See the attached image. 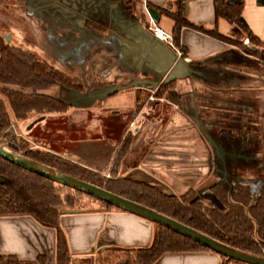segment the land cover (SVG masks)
I'll list each match as a JSON object with an SVG mask.
<instances>
[{
	"label": "crops",
	"instance_id": "obj_1",
	"mask_svg": "<svg viewBox=\"0 0 264 264\" xmlns=\"http://www.w3.org/2000/svg\"><path fill=\"white\" fill-rule=\"evenodd\" d=\"M227 1L242 3V24L264 41V0ZM148 4L159 12L157 24L170 32L174 21L167 12L180 10L194 25L230 39H244L240 27L215 18L213 0H42V33L48 37L44 44L54 38L57 46L42 48L45 59L77 72L93 69L91 75L110 84L85 92L65 90L73 96L71 100L55 95L71 103L72 109L24 120V131L32 133L29 137L38 139L42 147L91 168L103 167L106 173L113 163L117 128L109 109H130L138 94L142 96L138 93L141 88H151L163 79L173 83L167 93L172 104L148 108V113H162L165 118L161 125L148 122L146 115L142 118L119 173L176 195L190 188L201 192L220 179L228 166L217 139L202 122L235 103L238 106L240 98L255 100V58L236 44L190 27L179 31L176 46L182 56H178L164 41L158 44L146 29ZM171 55L176 59L168 67ZM258 81L263 83L262 76ZM126 90L129 97L108 102ZM146 128L155 130L149 139L140 135ZM102 161L108 165H101ZM207 177L215 179L207 184ZM59 227L68 245L69 264H98L96 256L106 249L147 246L153 236L152 221L120 209L62 210ZM55 241V230L41 226L31 216L0 218V254L29 261L43 256L45 264H55ZM154 264H222V259L211 251L166 253Z\"/></svg>",
	"mask_w": 264,
	"mask_h": 264
},
{
	"label": "trees",
	"instance_id": "obj_2",
	"mask_svg": "<svg viewBox=\"0 0 264 264\" xmlns=\"http://www.w3.org/2000/svg\"><path fill=\"white\" fill-rule=\"evenodd\" d=\"M213 5L216 19L222 17L237 25L247 33L252 43L264 47V41L242 24L240 20L242 3L213 0ZM148 7L157 10L150 4ZM167 15L174 21L172 34L175 44H178L180 29L190 27L218 40L236 44L244 49L246 47L214 29L208 30L192 24L182 17L180 10L175 13L167 12ZM250 51L263 61L264 52ZM54 85H63L80 92L85 90L79 78L67 76L42 62V59L31 50L9 44L0 35V133L13 120H23L32 114L68 111L72 107L68 102L42 94V89ZM97 85L100 83L98 82ZM126 149L127 147H122L115 155L109 171L110 177L45 150L31 148L23 155L174 218L234 248L264 255V187L253 200L249 187L243 185L232 187L224 181H219L210 186L209 191L220 207L204 206L197 198V193L191 189L181 195H175L154 184L119 176L120 163ZM0 177V217L31 216L41 226L53 228L56 232L55 264H69L70 254L66 239L59 227V217L62 205H72L68 204L70 203L68 196L63 197L56 189V185L96 199L104 206L100 210L120 209L95 196L31 172L1 156ZM116 248L121 247L108 248L97 255L98 264L101 256L107 255ZM201 251L211 250L170 228L153 222L151 243L135 248L132 261L126 259L123 264H154L166 253ZM218 255L222 259V264H247ZM0 264H45V259L39 256L37 260L29 261L22 260L15 254H0Z\"/></svg>",
	"mask_w": 264,
	"mask_h": 264
},
{
	"label": "flooded vegetation",
	"instance_id": "obj_3",
	"mask_svg": "<svg viewBox=\"0 0 264 264\" xmlns=\"http://www.w3.org/2000/svg\"><path fill=\"white\" fill-rule=\"evenodd\" d=\"M27 9H29L30 14H33L35 12H40L41 13L40 18H42V2L34 5L33 7H27ZM40 22H41L40 25L42 26V19H40ZM43 35L45 34L42 33V39L44 44V42H46L48 37L46 38ZM51 39L53 40V42H55L54 38ZM54 47L56 48L57 46L55 45ZM259 60L262 61L261 59ZM42 62L54 67L59 71H62L69 77H76L82 81V78L80 76L74 74L68 75L69 73H67L64 69L59 68L52 63H49L44 58V56H42ZM196 67L199 68L201 66L196 65ZM92 77L94 80H97L101 84V86L110 84V82L106 83V82H102L98 78H94L93 75ZM200 81L205 85L215 87L213 86L214 84L207 82L206 80H200ZM82 84L84 85V87H86L85 85L86 83L84 81L82 82ZM54 86H60L67 89L75 90L74 88L66 87L63 85H54ZM172 89H173V83L166 82L165 80L162 79L156 84L152 85L151 88L148 89L141 88V90H139L138 93H142L141 94L142 96L138 94L134 102V106L131 107L130 109L128 108L125 109L123 106L121 107V109L118 108L116 109V107L109 109V113L112 116L111 122L117 123L116 126L117 128L115 129L116 134L114 133L115 136L113 140L115 141L114 158L117 152L124 146L127 147L125 155L128 153V150L132 144V140L134 136L139 134L138 128L141 125L142 118H144L145 115L147 116L148 122L152 124L159 122L160 125L162 124V120L165 118L164 114L161 113L157 115L156 113L153 112L148 113V111H150V109L148 108L149 107L154 108L155 106L163 105V104L165 106L167 104H172V102L169 100L167 95V93ZM47 90L48 88L42 89V94H47L54 98L65 101L59 98L58 96H55L57 92H55V94H49ZM243 99L244 98H240L238 106L237 103H235L230 107H228L227 109H224L221 113L217 112L214 117H208V119L204 120V122L202 123L203 125H206L207 127L206 130L210 128L208 129L209 132L213 134V136L217 139L219 143V149L221 151V154L223 155V160L228 162L227 171H225L224 174L221 175L222 177L217 181L218 182L224 181L232 187H236L240 185L247 186L251 190L252 198H253L254 190H255L254 186L252 185V182H254L253 180L258 179V177H260L263 180L262 186L258 188V194L261 188L264 187V136L262 134V128H261L262 125L258 121V117L260 116H258L259 112L255 100L253 101L250 98H247L245 100ZM233 101L236 102L235 100ZM71 109L72 107H70L68 111H70ZM123 109H125L126 111ZM68 111L62 113H56V112L42 113V115L64 114L67 113ZM151 114H153V116H151ZM154 118L157 119L158 121H153L152 119ZM193 128L196 130V132H198V135L200 136L199 128L197 126L196 127L193 126ZM153 133H155L154 129L150 128V130H148L146 128L144 130H141L140 135L146 137L145 139H149L151 136H153ZM42 148L45 151L59 155L54 151L49 150L45 147ZM208 153L210 154L211 152L209 151ZM67 159L72 160L70 158ZM109 171L105 175L106 177H110ZM197 197L198 199H200L199 196Z\"/></svg>",
	"mask_w": 264,
	"mask_h": 264
},
{
	"label": "rangeland",
	"instance_id": "obj_4",
	"mask_svg": "<svg viewBox=\"0 0 264 264\" xmlns=\"http://www.w3.org/2000/svg\"><path fill=\"white\" fill-rule=\"evenodd\" d=\"M41 2L42 0H0V35L9 44L29 49L32 52H34L40 59H42V56H44V53H42V48H55L54 47L55 43L53 41L50 43L43 44L42 26L40 25L41 24L40 19H42L40 18L41 13L35 12L33 14H30L29 9H27V7H33L34 5L41 3ZM243 38L244 39L242 41H238L234 39H231V40H234L240 43L241 45L246 46L245 49L244 47H241V46L239 47L246 54L254 56L255 58L254 62L256 64L254 71L256 72L258 76H262L263 78V83L258 81V76L254 78L256 82H254L253 89L255 92V95H254L255 103L257 104L256 106L259 112L258 116H260L258 117V121L262 125L261 126L262 134L264 136V132H263L264 131V59L263 61H260L259 60L260 57L251 53L250 51V50H256L261 53V52H264V47L252 43L249 40L246 32ZM44 58L46 57L44 56ZM258 64L260 65L258 66ZM54 65L59 68L64 69L67 73H69L68 75L74 74V75L80 76L82 78L81 82L84 81L86 83L85 84L86 89L83 90L84 89L83 88L82 92H85L88 89H91L89 86L91 87L101 86V84L97 85L98 83L97 80H94L92 75L90 74V72L93 71V69H90L91 70L90 71L84 68L82 71L77 72L71 69L63 68L57 63H54ZM94 78L96 77L94 76ZM89 82L91 83L93 82V83L89 84ZM65 90H68V89L64 87H60V86H53L51 88H48L47 92L49 94H55V92H57L56 95H59L61 97L66 96L65 98H68L70 100L73 99V96L72 95L70 96V94H68V92H66ZM129 93H130L129 90H126L121 95H118L116 97L109 99L108 102L112 103L116 99H118V97H123V96L129 97L130 96ZM37 115L39 114H32L31 116L23 120L11 121L10 124L0 133V143H2L3 146L6 147L7 149L13 152L19 153V154H24L25 151L31 148L44 150L42 148V143H40L38 139L29 137L30 135H32V133H29L28 135L24 131L25 123L23 121L25 120V122H27L26 121L27 119L34 118ZM34 134L36 135L37 133L34 131ZM111 159L113 161L114 157L112 156ZM121 163H122V160H121ZM121 163H120V166H121ZM78 164L83 165L81 163H78ZM106 164L104 161H102L101 165L105 166ZM87 167L89 169L91 168L90 166H87ZM92 167L93 168L91 169L97 172H100L104 175L107 174V172L103 173L105 172L103 167H97L94 165H92ZM110 167L108 169H110ZM119 171H120V168H119ZM118 175L121 176L120 173H118ZM214 179H215L214 177H207L205 182L209 184L212 181H214ZM253 181L254 182H252V185L254 186V189H255L253 198L256 199L257 194H258V188L262 186L263 180L260 177H258V179H254ZM217 182L218 181H215L210 186H212L213 184ZM56 186H57L56 189L61 192V195L63 197L65 195L68 196L69 202H70L68 204H72V205H65V204L62 205L60 208L61 211L62 210L64 211L100 210V209H103L104 207L99 201H97L96 199L92 197H89L82 193H76L74 191L67 190L65 188L59 187L58 185ZM203 186L205 185L203 184ZM210 186L206 187L201 192L196 191L197 189H194V188H190V189L197 193V195L200 198L199 199L200 202L204 206H211V207L219 208L220 204H217V201L212 197V194L209 191ZM2 228L4 229L3 226ZM134 252H135V249H123V248L112 249V251L108 253L107 255L101 256L99 258V261H100V264H123L124 262L122 260L128 259L132 261V259L134 258Z\"/></svg>",
	"mask_w": 264,
	"mask_h": 264
},
{
	"label": "water",
	"instance_id": "obj_5",
	"mask_svg": "<svg viewBox=\"0 0 264 264\" xmlns=\"http://www.w3.org/2000/svg\"><path fill=\"white\" fill-rule=\"evenodd\" d=\"M145 9L153 18V20L157 23L159 12L147 6L145 7ZM154 40L157 41L158 44H161L160 43L161 41L158 38L154 37ZM175 59H176L175 55H171V57L168 59V67L174 65ZM79 95L83 97L86 96V94L83 93L81 94L79 93ZM0 156L12 163H15L31 172L39 174L52 181L80 190L82 192L95 196L101 200H104L117 208L123 209L130 213L146 218L152 222L170 228L171 230L176 231L200 243L201 245L210 249L211 251L225 256L226 258H231L236 261H240L247 264H264V255L253 254L244 250H240L238 248H234L215 238H212L211 236L201 231H198L195 228L185 225L174 218L166 216L149 207L143 206L135 201H132L118 194L110 192L103 187L96 186L94 184L78 179L71 175L59 172L56 169L48 167L44 164L35 162L25 157L23 154H19L7 149L2 144H0Z\"/></svg>",
	"mask_w": 264,
	"mask_h": 264
},
{
	"label": "built area",
	"instance_id": "obj_6",
	"mask_svg": "<svg viewBox=\"0 0 264 264\" xmlns=\"http://www.w3.org/2000/svg\"><path fill=\"white\" fill-rule=\"evenodd\" d=\"M146 7V6H145ZM145 14H146V22H145V27L147 30H149L154 37L158 38L161 41H164L166 44L174 48L177 52L178 56H182V52L177 48L174 39H173V34L172 32L163 29L160 27L150 16V14L147 12L145 9ZM2 144V143H0ZM3 145V144H2Z\"/></svg>",
	"mask_w": 264,
	"mask_h": 264
}]
</instances>
